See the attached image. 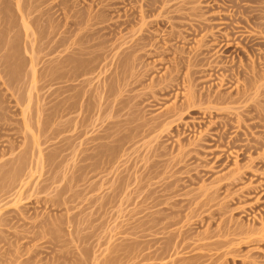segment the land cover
Wrapping results in <instances>:
<instances>
[{"label":"rangeland","instance_id":"rangeland-1","mask_svg":"<svg viewBox=\"0 0 264 264\" xmlns=\"http://www.w3.org/2000/svg\"><path fill=\"white\" fill-rule=\"evenodd\" d=\"M167 1L0 0V264L168 263L172 253L165 261L139 255L155 241L154 229L142 238L138 227L140 217L156 209L146 211L140 201L154 192L165 198L158 217L171 214L159 227L179 221L168 230L182 224L192 243L221 245L181 257L264 264V0ZM123 49L136 52L124 58ZM198 49L204 53L197 66L177 65L179 56L185 60ZM94 50L99 69L88 62ZM62 52L84 56L77 72L91 69L90 76L77 79L71 65L60 68ZM170 75L172 84L161 91ZM108 77L113 84L101 100L99 90L89 94L83 83ZM250 83L262 85V93L236 96ZM191 90L198 94L194 108L155 130L158 117L184 107ZM209 91L230 102H209ZM119 99L124 103L115 106L123 109L115 113ZM135 125L141 130L134 134ZM118 129L120 137L133 135L124 143L106 141L117 162L105 172L103 158L84 150L92 136ZM94 158L100 170H80ZM225 176L232 177L218 186ZM113 182L121 184L115 191ZM204 187H211L209 203L190 204ZM249 230L262 231L237 235ZM165 232L155 247L172 242Z\"/></svg>","mask_w":264,"mask_h":264},{"label":"bare ground","instance_id":"bare-ground-1","mask_svg":"<svg viewBox=\"0 0 264 264\" xmlns=\"http://www.w3.org/2000/svg\"><path fill=\"white\" fill-rule=\"evenodd\" d=\"M168 1H170V0H168ZM167 1V2H168ZM166 3V2H165ZM166 5V4H165ZM168 5V4H167ZM144 23H142L141 24V26L143 25ZM142 29V28H141ZM249 33H251V32H249ZM85 36V35H84ZM178 36V35H177ZM85 37H83L82 39H84ZM222 38V37H221ZM66 39V38H65ZM79 39H81V37L79 38ZM81 39V40H82ZM67 40V39H66ZM78 40V39H77ZM75 41H76V39H75ZM80 40H78V42H79ZM83 41V40H82ZM82 41H80L79 43H81ZM85 41V40H84ZM83 41V42H84ZM224 41V40H223ZM64 42H65V40H64ZM67 42V41H66ZM87 42V41H86ZM229 42V41H228ZM231 42V41H230ZM74 43V45H72V44H70L72 47L73 46H75V45H77V42H76V44H75V42H73ZM78 43V44H79ZM152 43V42H151ZM64 44V43H63ZM67 44V43H66ZM88 44V43H87ZM230 44V43H229ZM80 45V44H79ZM78 45V46H79ZM231 45V44H230ZM68 46V45H67ZM77 46V47H78ZM76 47V48H77ZM85 47V46H84ZM68 48H70V47H68ZM87 48V47H86ZM117 48V47H116ZM74 49H75V47H74ZM73 49V50H74ZM118 49H119V47H118ZM130 49V48H129ZM65 50H67V49H65ZM70 50V49H69ZM82 50V49H81ZM80 50V53H83L82 51ZM98 50V49H97ZM139 50V49H138ZM75 51V50H74ZM79 51V50H78ZM84 51V50H83ZM95 51V50H94ZM123 51H125L124 49H123ZM131 51V50H130ZM66 53H68V51H65ZM65 52L63 53V55L65 54ZM98 52H99V50H98ZM134 53V52H136V50H134V51H131V53ZM139 52V51H138ZM71 53V52H70ZM76 53V52H75ZM80 53H76L75 55H70V54H68V55H70L71 57H67L68 55L66 54V56L64 55V57L62 58V60L60 61V68H61V66H63V67H68V66H70L71 65V67H72V69H74V71L72 72L73 73V77L74 76H76L77 77V79H78V77H80V79H81V75H83V76H86V75H89L90 73H91V69H90V71H87V70H85L84 72L83 71H81V73L80 74H78V72H77V70H80L79 68H81L80 66L81 65H79L80 63H81V57L83 58L84 56H86L87 54H85V53H83V55L84 56H81L80 58H78L79 56H80ZM87 53H89V50L87 51ZM97 52L95 51V52H90V55L91 56H93V58H91V57H89V60H88V62L91 64L92 63V65H93V67H94V69H96V67L98 68V66H99V64H100V62H98V61H96L95 60V58L97 57L98 58V54L99 53H97ZM130 52L129 53H127L126 51L125 52H122V54H120L121 56H123V55H127V57H128V55H130L131 54ZM132 53V54H133ZM204 52H203V50H201V49H198V50H196V52H195V54L192 56V57H190V58H187V59H185L184 60V58L183 57H181V56H179L180 57V60H179V62H178V64L177 65H183V64H187V65H196L197 64V62H199L200 60H201V58H200V55L201 54H203ZM73 54H74V52H73ZM136 54V53H135ZM134 54V55H135ZM139 54V53H138ZM62 55V54H61ZM98 55V56H97ZM120 55H119V57H120ZM74 56V57H73ZM103 56H105V55H103ZM117 56H118V54H117ZM138 56V55H137ZM202 56V55H201ZM88 57V56H87ZM100 57V56H99ZM124 57V56H123ZM61 58V57H60ZM59 58V59H60ZM96 58V59H97ZM118 58V57H117ZM121 58V57H120ZM125 58V57H124ZM130 58H131V56H130ZM86 59V58H85ZM91 59V60H90ZM106 59V58H105ZM119 59V58H118ZM179 59V58H178ZM133 60V59H132ZM78 61H80V62H78ZM84 61V60H83ZM97 63H96V62ZM118 61V60H117ZM217 61V60H216ZM176 62V61H175ZM201 62V61H200ZM221 62V61H220ZM34 63V62H33ZM58 63V62H57ZM102 63V62H101ZM126 63V62H125ZM59 64L57 65V66H59ZM119 64H120V62H119ZM119 64H118V66H119ZM218 64V63H217ZM55 65V64H54ZM86 65V64H85ZM89 65V64H88ZM95 65V66H94ZM198 65V64H197ZM196 65V66H197ZM117 66V65H116ZM220 66V65H219ZM114 67V66H113ZM85 68H87V67H85ZM115 68V67H114ZM71 69V70H72ZM99 69V68H98ZM253 69V68H252ZM70 70V71H71ZM83 70V69H82ZM113 70V69H112ZM125 70H126V68H125ZM70 71H66L65 73L67 74V73H69V74H67V76L68 75H70ZM108 71V70H107ZM120 71V70H119ZM64 72V71H63ZM93 72V71H92ZM124 72V71H123ZM251 72L254 74V75H256L255 74V70H251ZM64 73V74H65ZM94 73V72H93ZM116 73V72H115ZM196 73H198V71H194V72H192V74H196ZM65 74V75H66ZM120 74V73H119ZM123 74V73H122ZM191 74V75H192ZM248 74V73H247ZM109 75V74H108ZM130 75V74H129ZM71 76V77H72ZM82 76V77H83ZM90 76V75H89ZM113 76V75H112ZM172 75H170V77H167V78H165V79H163V87H162V90L161 91H163V90H167V88L170 86V83L172 84V81L174 80V78L173 77H171ZM70 77V78H71ZM115 77V76H114ZM85 78V77H84ZM79 79V80H80ZM83 79V78H82ZM69 80H71V79H69ZM79 80H78V82H79ZM117 80V79H116ZM115 80V81H116ZM112 79L110 78V77H108V78H106L105 80H101V82L100 83H98V84H94V79H92V78H87V79H85V81L83 82V83H86L88 86H91L90 87V89H88V93H89V91H90V93H92L93 91H96V90H99V92H98V95H96V96H100L98 99L99 100H101L102 99V97L101 96H104V94L106 95V93H107V91H108V89H109V86L111 87V85L113 84L112 82ZM114 81V82H115ZM110 83H112V84H110ZM191 83V82H190ZM94 85V86H93ZM82 86V85H81ZM123 86V85H122ZM76 87H77V85H76ZM192 87V86H191ZM81 88V87H80ZM129 88V87H128ZM161 88V87H160ZM112 89V88H111ZM63 90V89H62ZM73 90V89H72ZM189 90H190V88H189ZM194 90V89H193ZM261 90H262V85H260V84H257V83H250V84H247V85H245L244 87H243V89H240V90H238L237 91V95L236 96H243V97H248V96H258V94H261L262 92H261ZM66 91V90H65ZM110 91V90H109ZM108 91V92H109ZM85 92V91H84ZM209 92H211V93H208L207 95H205V96H209V98H208V101L209 102H217V103H221V102H230V100L228 101H225V100H223L222 98H220L219 96H222V95H220L219 93H216V92H212V91H209ZM78 93H80L79 91H78ZM77 93V94H78ZM87 93V94H88ZM89 93V94H90ZM112 93V92H111ZM199 93V92H198ZM81 94V93H80ZM79 94V95H80ZM88 94V95H89ZM93 94V93H92ZM68 95V94H67ZM86 95V94H85ZM84 95V96H85ZM87 95V96H88ZM128 95H130V94H128ZM204 95V94H203ZM69 96V95H68ZM90 97L92 96V95H89ZM188 99H187V101H186V103H184V107H180V110H178V111H176V109H171V110H169V111H167L166 113H164V114H162V115H160L158 118L160 119L159 120V122H156V124H154V122H153V126H154V129L156 130L157 128V130H159V127L163 124V127H164V123H166V121L168 120L169 121V119H171L170 120V124L171 123H176L177 122V120L179 121V119L181 118V114L179 113V111H190L191 109H193L194 108V104H195V102H194V96H198V94L197 93H195V91L194 92H192V90L191 91H189V93H188ZM227 96V95H226ZM229 96H232V95H229ZM76 98V97H75ZM224 98V97H223ZM85 99V98H84ZM87 99V98H86ZM117 99V98H116ZM65 99H63V101H64ZM88 100V102H90L91 100H89V99H87ZM93 100V99H92ZM96 100V99H95ZM94 100V101H95ZM130 100V99H129ZM66 101H68V99L66 100ZM76 101V100H75ZM86 101V100H85ZM124 101H125V99H119V100H115V102H114V106H115V103H116V105H120V104H123L124 103ZM238 100H237V98L235 99V98H232V100H231V102L233 103H235V102H237ZM65 102V101H64ZM70 102V101H69ZM126 102H128V101H126ZM97 103V102H96ZM108 103V102H107ZM64 104V103H63ZM84 104V103H83ZM83 104H80V105H83ZM86 105H87V103H86ZM89 105V104H88ZM99 105H100V103H99ZM90 107V106H89ZM67 108V107H66ZM82 108V107H81ZM110 108V107H109ZM103 109L104 108H102V111L101 110H99V111H101V112H103ZM120 109H123L122 107L121 108H119V109H117L116 108V106L114 107V108H111V111H114L115 113H119V111H120ZM248 109V108H247ZM91 110V109H90ZM89 110V111H90ZM108 110V107H107V109H105L104 111L106 112ZM83 111V110H82ZM88 111V110H87ZM95 111V110H94ZM97 111V110H96ZM111 111L109 112V114L111 113ZM68 112V111H67ZM85 112V111H84ZM105 112H103V113H105ZM121 112V111H120ZM69 113V112H68ZM87 113V112H86ZM95 114V113H94ZM91 115V114H90ZM108 115V114H107ZM100 116H102V115H100ZM108 117V116H107ZM85 120V119H84ZM93 120V119H92ZM98 120V119H97ZM156 121V120H155ZM165 121V122H164ZM85 122V121H84ZM84 122H83V124H84ZM89 122V121H88ZM99 122V121H98ZM102 122V121H101ZM117 122V121H116ZM120 122V121H119ZM63 123H65V122H63ZM111 123H113V122H111ZM115 123V122H114ZM118 123V122H117ZM122 123V122H121ZM120 123V124H121ZM147 123V122H146ZM152 123V122H151ZM124 124V123H123ZM131 124V123H130ZM142 124V123H141ZM140 124V125H141ZM70 125V124H69ZM80 125V124H79ZM127 125V124H126ZM132 125V124H131ZM137 126V125H135V126H131L130 127V129L132 130V131H134V134H135V131L137 132H139L141 129V126H143L144 127V125H141V126ZM168 125V123L165 125V126H167ZM64 126V125H63ZM67 126H68V124H67ZM78 126V125H77ZM87 126H89V125H87ZM85 127V126H84ZM90 127H91V125H90ZM108 127V126H107ZM110 127V126H109ZM142 127V128H143ZM168 127V126H167ZM66 128V127H65ZM83 128V127H82ZM113 128V127H112ZM120 128H122V127H120ZM128 128V127H127ZM129 129V128H128ZM153 129V130H154ZM163 129V128H162ZM67 130V129H66ZM110 130H111V128H110ZM126 130V129H125ZM64 131V130H63ZM82 131H84V130H82ZM130 131V130H129ZM151 131V130H150ZM122 133V131H121V129L119 130H114V131H110V132H108V131H105L104 132V134L102 135H99V136H94V138H93V136H92V143L93 144H91V146H89L88 148H86L84 151H87V153H88V155L90 154V155H94V156H96V158H97V156L99 157L100 156V158L102 159L103 158V160L105 161V164H104V168H105V172H106V170L108 171V170H110L109 168H107L106 169V167H110L111 169H112V166L114 165V164H116V162H117V159L115 158V159H113V157H111V153H110V149H107L106 148V146H107V143L108 142H106V141H109V142H111V141H120L119 139H122V141H123V143L126 141V142H128L126 139H128L129 138V135H133V134H129V135H124V136H119V133ZM154 132V131H153ZM156 132V131H155ZM101 133V132H100ZM99 133V134H100ZM103 133V132H102ZM127 133V132H126ZM132 133V132H131ZM141 133V132H140ZM139 133V134H140ZM97 134V133H96ZM124 134V133H123ZM138 134V133H137ZM136 134V135H137ZM144 135V134H143ZM140 136V135H139ZM120 137V138H119ZM137 137V136H136ZM135 137V138H136ZM66 138V137H65ZM138 138V137H137ZM130 140H131V137L129 138ZM134 139V138H133ZM129 140V141H130ZM66 141V140H65ZM86 141V140H85ZM84 143V142H83ZM68 144V143H67ZM119 144V143H118ZM81 145V144H80ZM120 146V145H119ZM86 147V146H85ZM109 148V147H108ZM60 149V148H59ZM114 149V148H113ZM122 150V149H121ZM83 151V152H84ZM120 152V151H119ZM126 152V151H125ZM75 153V152H74ZM87 153H85V154H87ZM109 153V154H108ZM76 155H77V153H76ZM89 155V156H90ZM113 155V154H112ZM94 156H92V158L94 157ZM182 156L183 157H185V155L184 154H182L180 157H181V159L179 158V162H181L182 161ZM105 157V158H104ZM128 157V156H127ZM91 158V159H92ZM86 159V158H85ZM91 159H90V161H91ZM95 159V158H94ZM94 159L91 161V163H88V164H82V166H80V170H86V171H98V170H100L99 169V167H97L96 166V163H98L99 161H97V159H95V161H94ZM175 159V158H174ZM102 160V161H103ZM144 160V159H143ZM101 161V162H102ZM103 161V162H104ZM84 162V161H83ZM87 162V161H86ZM179 162H177V163H179ZM85 163V162H84ZM117 164H119V163H117ZM101 165V164H100ZM99 165V166H100ZM103 165V164H102ZM115 166V165H114ZM173 166V165H172ZM117 167V166H116ZM157 167V166H156ZM246 167H248V166H246ZM114 168V167H113ZM132 168V167H131ZM159 169V168H158ZM103 170V169H102ZM114 170V169H113ZM116 170V169H115ZM115 170H114V172H115ZM121 170V169H120ZM127 170H128V168H127ZM150 170V169H149ZM111 171V170H110ZM122 171H124V170H122ZM156 171V170H155ZM80 172H82V171H80ZM109 172V171H108ZM83 174H84V172H82ZM98 173V172H97ZM100 173V172H99ZM99 173H98V175H99ZM120 173V172H119ZM118 173V174H119ZM137 173V172H136ZM141 173V172H140ZM144 173V172H143ZM151 173H153V172H151L150 171V173H147L146 172V174H144L142 177V180L143 179H145L146 177H148ZM83 174H82V177H83ZM93 174V173H92ZM125 174H127V173H125ZM132 174V173H131ZM134 175V174H133ZM120 176V175H119ZM233 176V175H232ZM232 176H230V177H232ZM93 177V176H92ZM126 176H123V177H121L122 179H124ZM129 177V176H128ZM133 177V176H132ZM230 177H227V176H225V177H222V178H219L217 181H216V183H217V185L219 186V185H221L222 183H223V181L224 180H229L230 179ZM85 178V177H84ZM96 178V177H95ZM115 178V177H114ZM130 178H131V176H130ZM136 178V176L134 175V179ZM93 179V178H92ZM122 179H120L119 178V180H122ZM132 179V178H131ZM130 179V180H131ZM87 180V179H86ZM110 180V179H109ZM116 180H118V179H116ZM115 180V181H116ZM118 180V181H119ZM85 181V180H84ZM99 181V180H98ZM136 181V180H135ZM139 181V180H138ZM225 182V181H224ZM108 183V182H107ZM118 183H121V181H119ZM118 183H116V182H113L112 184H111V189H113L112 191H115L116 189H118L119 187H120V185L122 184H120V185H118ZM142 183H144V182H142ZM148 183V182H147ZM80 184V183H79ZM106 184V183H105ZM127 184V183H126ZM129 184H130V182H129ZM129 184H127V185H129ZM152 184V183H151ZM166 184V183H165ZM81 185V184H80ZM140 185V184H139ZM138 185V186H139ZM168 185V184H167ZM213 186H216V184H212ZM94 186V185H93ZM104 186V185H103ZM124 186H125V184H124ZM143 186V185H142ZM163 186H165L164 184H163ZM171 186V184L169 183V185L168 186H166L165 187V190H168L169 189V187ZM100 187H101V185H100ZM127 187H129V186H127ZM133 187V186H132ZM135 187V186H134ZM95 188H97L96 186H95ZM102 188L103 187H101V189L100 190H102ZM124 188V187H123ZM130 188H131V186H130ZM164 188V187H163ZM209 188L211 189V187H204V189L203 190H201V192L198 194V195H195L194 197H191V199H189V203L190 204H198V205H206V204H208L209 203V195H208V191H210L209 190ZM104 189V188H103ZM106 189V188H105ZM125 189V188H124ZM142 189V187H138L136 190L137 191H139V190H141ZM93 190H94V188H93ZM146 190V189H145ZM91 191V190H90ZM120 191H121V189H120ZM123 191V190H122ZM133 191V190H132ZM131 191V192H132ZM137 191H135V192H137ZM169 191H171V190H169ZM96 192V191H95ZM98 192V191H97ZM125 192H126V190H125ZM152 192V191H151ZM165 192V191H164ZM117 193V192H116ZM128 193V192H127ZM143 193V192H142ZM154 193H156V192H154ZM154 193H151V195H146V197H145V199H143L142 201H140V203L143 205V206H146V211L148 210V209H155V210H153V212H147L145 215H144V217H140L141 219H140V221H139V228L140 227H142L141 229V231H142V234H141V236H142V238H146V237H148V236H151V231H150V233L148 234L146 231H148L149 229H154L153 231H152V236L154 237V239H155V243L153 242V245H152V247H155V245L154 244H156V242H159V240L158 239H160V237H158L159 236V234L160 233H163V232H165V231H168L169 233H167L168 235H170L171 237H173V239H172V242H171V240H170V242L171 243H169V245H167L166 243L164 244V246L162 247V246H156L154 249L152 248V247H150L149 248V246H145V248L144 249H142L141 251H140V257H141V259L143 260V261H146V260H151L152 258H155V259H157V258H161V257H163V255H166V256H168V255H170V253H172V255L171 256H176V258L175 259H172V260H170V262H168V263H161V264H203L202 262H199V260L202 258V256L203 255H201V254H196V255H192L191 257L189 256V257H181V255H183V254H185V253H188V252H192V251H196V250H209V251H211L214 247V245L215 246H217V247H219V246H221L220 245V243L219 244H217V242L216 243H201V244H198V243H192L191 242V240H194V239H192L191 238V240H190V237H189V239H188V237H187V234H185V229L183 230V226H182V224H181V227L180 228H176L175 229V231L173 232V230H168L169 228H171V227H174V226H176L177 224L179 225V221L177 222H170V224H169V226H167V225H161V227H159L160 226V223H161V220H163V219H165V218H168V216H170L169 214H164L163 216H160V215H162V214H160L159 215V217H158V214L162 211V208L160 209H157V207H159L161 204H163V202H165L164 200H165V198L164 199H162V197H163V195H154ZM159 193V192H158ZM84 194V193H83ZM150 194V193H149ZM133 195V194H132ZM100 196V195H99ZM129 196V195H128ZM170 196V195H169ZM130 197V196H129ZM120 198H121V196H120ZM143 198V197H142ZM102 199H104V198H102ZM118 199V198H117ZM123 199V198H122ZM128 199V198H127ZM127 199H125V201L127 200ZM109 200V199H108ZM112 200V199H111ZM128 201V200H127ZM172 201V200H171ZM102 203V202H101ZM127 203V202H126ZM171 203V202H170ZM111 204V203H110ZM123 204V203H122ZM94 207V206H93ZM100 207V206H99ZM172 209V208H171ZM170 209V210H171ZM166 210V209H165ZM93 211V210H92ZM140 211V210H139ZM173 209H172V213H173ZM97 212H98V210H97ZM165 212V211H164ZM101 214V213H100ZM156 214H157V216H156ZM199 215H200V212L198 213ZM96 215H97V213H96ZM156 217V221H154V224H151V223H149V222H152L153 221V218H154V216ZM98 216H100V215H98ZM141 216V215H140ZM137 218V217H136ZM151 218V219H150ZM170 218V217H169ZM182 219V218H181ZM152 220V221H151ZM154 220H155V218H154ZM168 221V220H167ZM136 222V221H135ZM163 223V222H162ZM149 224H151V225H149ZM168 224V223H167ZM184 225V224H183ZM130 228V227H129ZM182 228V229H181ZM185 228V227H184ZM134 229V228H133ZM167 229V230H166ZM184 232H183V231ZM262 230H257V231H240L239 233H237V235H239V236H242L243 238H245V237H247V235H251V234H256V233H260ZM124 232V231H123ZM127 232V231H126ZM132 232V231H131ZM144 232V233H143ZM133 233V232H132ZM166 233V232H165ZM172 234V235H171ZM235 234V233H234ZM138 235V234H137ZM161 236V235H160ZM162 236H163V234H162ZM169 236V237H170ZM164 237H165V234H164ZM192 237V236H191ZM248 238V237H247ZM153 239V238H152ZM152 239H150L149 238V240H152ZM199 239H201V238H199ZM204 239V238H203ZM148 240V241H149ZM205 240V239H204ZM147 241V242H148ZM153 241V240H152ZM169 241V240H168ZM167 241V242H168ZM200 240H198L197 242H199ZM201 242V241H200ZM149 243V242H148ZM160 243V242H159ZM222 243V242H221ZM147 244V243H146ZM162 245V244H161ZM222 245H223V243H222ZM225 245V244H224ZM144 246V245H143ZM223 247V246H222ZM153 249V250H150L149 251V249ZM141 249V248H140ZM215 249V248H214ZM220 250V249H219ZM123 251V250H122ZM215 251V250H214ZM217 251H218V248H217ZM139 252V251H138ZM168 254V255H167ZM165 257V256H164ZM164 257H163V259H164ZM169 257V256H168ZM209 258V257H208ZM128 259V258H127ZM141 260V261H142ZM160 261H162V260H160ZM164 261H165V259H164ZM156 264H158V263H156ZM160 264V263H159Z\"/></svg>","mask_w":264,"mask_h":264}]
</instances>
